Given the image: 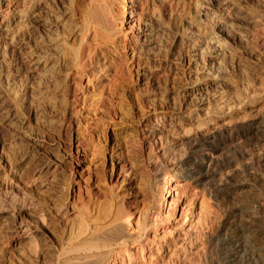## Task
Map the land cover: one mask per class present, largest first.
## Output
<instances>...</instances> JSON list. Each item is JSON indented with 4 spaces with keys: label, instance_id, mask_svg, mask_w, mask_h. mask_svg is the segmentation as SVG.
Returning a JSON list of instances; mask_svg holds the SVG:
<instances>
[{
    "label": "rangeland",
    "instance_id": "rangeland-1",
    "mask_svg": "<svg viewBox=\"0 0 264 264\" xmlns=\"http://www.w3.org/2000/svg\"><path fill=\"white\" fill-rule=\"evenodd\" d=\"M88 1L18 0L19 8L35 16L28 13L22 29L15 25L17 18L5 24L6 31L0 28V200L5 199L2 203L6 205V212L0 213V264H59V248L74 217L73 207L105 203L116 195L124 212L130 214L131 223L141 210H147L155 219L140 238L143 250L130 259L131 264H228L227 251L222 247L225 230L248 209L263 212L264 150L255 151L243 138L224 151L231 167L214 161L199 172L198 159L190 157L186 149L176 154L181 166L177 181L169 182L172 171L165 167L155 172L142 135L147 111L156 109L171 116L193 105L187 95V86L193 81L187 64L190 53L180 42L186 21L178 15H161L162 25L152 32V41L144 43L143 49L136 46L133 56L127 52L132 64L127 59L117 60L119 52L115 54L113 48L108 54L99 52L87 72L107 65L104 78L109 77L96 80L91 89L84 86V77L70 72L68 61L69 54L80 45L73 35L80 28ZM185 1L191 5L189 15L194 16V0ZM6 3L2 0L0 9H5ZM227 4L206 1L235 25L232 30L219 31L214 16L206 14L189 25L188 31L198 36L207 29L225 39L226 55L218 68L223 75L221 84L228 85L220 88L224 95L231 96L241 95L247 86L254 88L261 82L257 74L262 75L264 70V0H227ZM114 8L118 14V5ZM203 17L205 21L200 23ZM205 52L198 64L206 67L212 62V51ZM42 58L44 62L35 63ZM104 89L107 99L97 112L94 103L89 106V93L93 92V100H97V93ZM242 111L234 114L237 117L233 115L237 126L249 121ZM79 142L82 148L76 153ZM153 145L152 153L157 154ZM256 152L260 154L254 155ZM121 166L124 169L120 175ZM156 173L161 178L157 187L152 185ZM199 175L206 178L195 187L193 180ZM170 184L175 190L166 199L167 204L176 199L179 204L161 208L159 204ZM188 225L194 228L195 241L186 240ZM262 231L258 244L264 241V225Z\"/></svg>",
    "mask_w": 264,
    "mask_h": 264
},
{
    "label": "bare ground",
    "instance_id": "bare-ground-1",
    "mask_svg": "<svg viewBox=\"0 0 264 264\" xmlns=\"http://www.w3.org/2000/svg\"><path fill=\"white\" fill-rule=\"evenodd\" d=\"M11 1L13 0H7V7H4L5 9H0V28H5V24L12 23L17 18L15 25L17 26V29H22L25 25V18L28 16L29 12L27 13L24 7L19 8V3H17L18 0H14L16 4H12ZM206 1L208 3L218 1V4L221 6H226L227 4V0H194V6L192 8L194 9L195 15L190 16L189 11L191 5L189 6L185 0H89L81 16L80 28L75 30L76 32L73 35L75 39L80 40L78 50L70 54L68 53L69 56L66 55L67 53L65 54V52H62L64 54L63 57L66 56L65 58H67L68 56L70 72L79 73L78 76L84 77L86 79L84 86L93 89L94 82L96 80H101V78L106 79L109 77L108 76L104 78L107 72V65H101V68L95 72L92 69L90 73L87 72L88 69L91 68L90 66L94 64L93 57H96L99 52H101V54H108V51L113 48L116 52L115 54L119 52L117 56L120 59L117 58V60L126 62L127 52L133 56L135 54L136 46H141L142 48L144 43L148 44L149 41H152L149 40V38L152 36V32L154 29L159 27L158 25H162L161 15L168 17L178 15L185 19L186 26L182 30L180 29L182 32L180 42L186 49V53H190L189 57L187 58V64L188 67L190 66V72L191 76H193V81L191 84H189V86H187V95L193 105L190 108L186 105L188 108L185 107L186 109L182 111L179 110L180 112H176L171 116H167L162 113V111H158L156 109H149L145 115L146 117L142 125V135L147 141V147L151 155V164L154 168V171L157 172L163 167L172 171V173L168 174L170 183H174L175 180L177 181L179 170L181 169V166H179V164L176 162V154L179 151L189 149L190 157H195L198 159L199 163L196 167L197 170L201 172L203 166L206 163H214V161L221 162L226 168L231 167L232 164L229 161H226V157H224V151L228 149L232 142H242L241 139L243 138L248 139L249 142H251L250 144L253 149H256L255 151L261 152L264 150V70H262L263 77L262 75L257 74L258 78L260 77L259 81L261 82L257 86L255 85L254 88L247 86L245 90L243 89L244 92L241 95L230 94L231 96H226V94H223L220 85L226 87L228 84L225 82V85L227 84L226 86L223 83V85L221 84V76L223 75H220L221 73L219 71L221 70H219L218 65L226 55L227 49L224 43L225 39L223 40V38H220L217 32L209 33L207 29L202 30L198 36H195L193 32L191 33L189 32L190 30L188 31V28H190L189 25H193V23L196 22L195 20H197L200 15L202 17L206 14L214 16L212 19H214L216 22V28L219 29V31H230L235 25H233V23L230 21L228 22L223 15L216 13L217 11L215 12L211 5H206ZM1 3L2 0H0V8ZM115 4L119 7L120 12L118 14L117 9V12H115ZM229 10L227 12H229ZM127 13L129 14L128 18L126 16ZM29 14L32 18L35 16L34 12ZM231 14V16H233L234 12ZM204 21L205 19L203 17V20H200L199 22L203 23ZM227 33L230 34L229 32ZM86 36L87 38H90V40L88 39V42L84 40L86 39L84 38ZM252 42L255 44V41L252 40ZM207 49L212 51V53L210 52L212 54V62H209L207 65L205 64V67L201 66V64H198V59ZM138 51L139 49L137 52ZM83 55L84 57H82ZM261 57L263 56L261 55ZM44 61L45 60L42 58L40 60H35V63H41ZM127 62H131L132 64L130 59L129 61L127 59ZM55 64L56 62L54 63V66ZM124 65L125 64H123V66ZM121 72L124 73V70ZM115 73L116 72H114V74ZM242 73L243 72H241V75ZM111 77L113 76L111 75ZM115 77L120 79L118 75H115ZM244 77H242V79H244ZM247 77L248 76L245 78L248 80L249 78ZM254 78H256V75ZM254 78L252 82L256 80ZM108 85H106L107 88L109 87ZM101 86L103 89L104 85ZM107 90L108 89H106V92ZM104 92L105 89L104 91L102 90L100 93H97L98 97L94 96L97 98V100H93V92L89 93L90 96L88 95L91 98L89 106H93L94 103L97 112L102 109L101 105L103 103V99L106 98ZM84 97L83 99H85ZM240 110L245 112L246 118L249 120L248 123L243 126H237L234 124L235 121L233 120V115L238 113ZM235 116L236 115H234V117ZM226 130L232 131L227 133ZM82 144L80 143L76 146V153H79V150L82 148ZM151 144L156 146L154 149H156L157 154L152 153L153 150L151 148ZM260 152H256L254 155H258ZM262 156L264 159V155ZM76 159L78 158L76 157ZM78 161L82 162L83 160L78 159ZM122 166L118 171L120 175L123 172L122 169H124ZM200 175L193 180L195 187L200 186L201 181L206 178V176L202 177ZM125 176L126 175H124V179ZM159 177V173L154 175L152 185L156 186L159 184L161 181V178ZM119 178L120 177L118 175L116 181ZM122 182L123 180L119 183L120 185L118 188L123 185L121 184ZM174 188L175 187L171 184L169 185V189L166 191L164 200H162V202L159 204L161 208H164V206L167 204L166 199L171 197L172 192L174 193ZM246 199L249 198L247 197ZM249 200L252 201L251 198ZM2 202L0 200V213L6 212V205L4 207V202ZM121 204L122 203L119 202V197L116 195L112 197L110 201L105 200V203L98 201L97 203L94 202V204L89 206H74L72 209L74 217L72 221H70L69 227L66 229V239L59 248V264H131L130 259L132 257L139 256L137 252L139 250H143L144 245L142 246V244H139L140 238L155 222V219H152L150 213L145 210L146 208H143L145 211L141 210L138 212L136 221L131 223L129 221L130 214L124 212ZM178 204L179 199H176L175 202L170 200L167 205L177 207ZM261 210L263 211L262 213L254 210L253 208L248 209V212H245L246 214L233 221V223H231L225 230V234L222 239V247L227 251L226 258L228 264H264V241L259 244L256 242L259 239V236H261L263 233L262 228L264 225V208ZM183 219L185 221L186 217ZM24 228L26 229L27 227ZM193 229L194 228L192 225H188V229L186 230V240H189L188 242L194 239L192 233L194 232ZM171 258L170 256L168 257L170 262ZM149 264H152V262H149Z\"/></svg>",
    "mask_w": 264,
    "mask_h": 264
}]
</instances>
